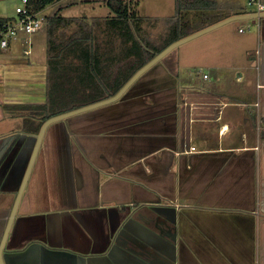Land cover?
<instances>
[{
	"label": "crops",
	"instance_id": "obj_1",
	"mask_svg": "<svg viewBox=\"0 0 264 264\" xmlns=\"http://www.w3.org/2000/svg\"><path fill=\"white\" fill-rule=\"evenodd\" d=\"M251 13L239 0H196L176 17L173 36ZM31 36L14 40L28 59L7 61L0 50V122L30 128L0 135L4 264H264V17L189 40L120 100L50 125L9 230L30 160L12 157L28 141L11 137L37 135L42 115L30 112L51 88L47 42ZM134 58L122 70L126 58L98 54L96 71L83 66L80 83L59 86V94L80 93L83 103L98 97L81 107L108 99ZM96 77L100 94H92ZM9 78L18 79L17 101ZM22 106L32 111L9 113Z\"/></svg>",
	"mask_w": 264,
	"mask_h": 264
},
{
	"label": "rangeland",
	"instance_id": "obj_2",
	"mask_svg": "<svg viewBox=\"0 0 264 264\" xmlns=\"http://www.w3.org/2000/svg\"><path fill=\"white\" fill-rule=\"evenodd\" d=\"M124 1L129 4L130 11L137 16L136 20L129 22L130 27L127 34H125L126 28L112 29V26L109 24L108 19L112 18L114 14L106 4L107 0H61L50 5L42 12L46 19L54 16L56 13H60V15L65 17L76 19L75 21L70 22L68 26H61L57 29L55 34L56 42H54L53 45H50L47 40V25H45L44 28L38 33L30 37L32 42L33 40L36 43L42 41L45 46L46 44L44 42H47L48 55L46 56L45 61L46 72L49 74V70H52L53 73L50 78L48 75V79H51V81H49L51 83V87L55 84L59 89V86H62L65 83L74 86H76L75 84L80 83L81 75L84 71V67L81 65L83 62L81 61L83 52L77 51L75 46L66 48L64 46L67 45L72 38H74V35L77 31H81L80 29L85 27L83 26L84 23L88 24L90 28L93 27L96 40L95 42H92V44L95 45L97 54L104 57H115L121 61L124 57L126 58V62L123 64L121 62L122 70L124 68H128L131 64L130 62L135 59L134 57L136 54L128 53V50L131 49L129 47L134 45L130 44L129 42L134 43V39H137L142 43H150L151 45L157 46L158 48H163L170 42L175 33L174 27H176V17L182 16V10L181 12L177 11V0ZM239 1L245 6L246 12L250 11V9L247 8V0ZM0 4L2 6V15L8 18H17V8L23 6L22 0H0ZM237 21H244V23L254 24L258 22V19L236 20L232 23H237ZM90 28H87L86 30L89 31ZM129 32H131V34H129ZM98 42L102 43L98 44ZM11 44H13L12 49H5L7 52L3 53V59L12 61L13 58L25 59L30 57L29 52L24 53L23 49L25 47L21 46L20 43L12 40ZM57 44L64 45L61 46L62 48L60 49ZM84 45H88L87 42H85ZM98 45L100 46L98 47ZM38 50L35 52V58L40 55V50ZM41 52H43L42 49ZM128 56H131L130 59L127 58ZM125 58L123 60H125ZM38 65L39 64L36 63L34 67H38ZM108 72L112 73V76H116L118 74L116 69H112ZM96 78V81H93V83L97 85L94 87V90H92V94H100L102 92L101 85L104 81H102L99 77ZM197 78L198 81L195 83L202 81V78L196 77L195 79ZM9 79L10 86L5 85L7 87V92L10 91L9 99L10 101H17V95L13 93L14 90L11 88L17 85L18 79ZM20 79H22V77L19 76V80ZM73 89L74 92H76L75 88ZM79 94H75V97H77L78 100L82 99L83 96ZM60 95L63 97V101L67 99L70 100L69 98L74 97L72 96L70 90L66 95ZM88 96L93 99L98 98L96 95ZM12 107H9L8 109L10 110V114H27L31 110L30 109L29 111H26L29 109L28 106H22L24 107L23 109H16V107ZM30 113L35 114L33 111ZM20 124L22 123L18 120H2V122H0V135L3 136L5 133L14 130L17 127V130H20L21 128L29 129V126H26V123L22 124L19 128Z\"/></svg>",
	"mask_w": 264,
	"mask_h": 264
},
{
	"label": "trees",
	"instance_id": "obj_3",
	"mask_svg": "<svg viewBox=\"0 0 264 264\" xmlns=\"http://www.w3.org/2000/svg\"><path fill=\"white\" fill-rule=\"evenodd\" d=\"M59 1L61 0H28L27 6L33 13H42L47 7ZM195 1L196 0H177V11L181 12V10H183L184 8L192 6ZM106 4L110 8L111 12L114 14L112 18L108 19V22L112 26V29L126 28L125 34H127L129 31L128 29L130 27L129 22L137 19V16L130 11L129 4L126 3L124 0H107ZM14 19L15 18H2L0 19V25H3L6 22L12 21ZM75 20V18L65 17L63 15H60V13H56L54 16L49 17L46 22L47 24L45 23V25H47V40L49 44L53 45V43L56 42L55 34L59 27L68 26L70 22H73ZM83 26L85 27L83 29H80L81 31H77L74 35V38H72L69 43L64 47L66 48L75 46V49L77 51H82L83 55L86 57V59L83 60V64L85 65L82 66H87L89 69L91 68V70H88V68H86V70L90 71L91 73L96 71L97 67L99 66L98 61L96 59V57L98 56V54L96 53V47L92 44V42H95L96 39L93 27L90 28L89 25L86 23H84ZM87 28H90V30H86ZM129 34H131V32H129ZM187 34H189V32H187ZM179 39H181V35L173 36L170 42L163 48H158L157 46L151 45L147 42L142 43L137 39H130L134 41V45L129 47L131 49L128 50V53L136 54L135 56L137 57L138 63L134 66L130 77L123 80L120 86L115 90V92L117 93L129 81L133 74H135L145 64L151 61L156 55H158L161 51L167 48L170 44ZM85 42H87L88 45H84ZM63 45L64 44H57L60 49ZM52 74V70H49V78L52 76ZM58 92L59 89L54 84V86H52L47 93V101L44 104L35 107V114L42 115L41 122L36 126L34 130L35 134L39 133L43 123L49 118L68 112L73 109H77L91 102H86L90 99V97H88V99L83 103L81 102L82 99L78 100L77 97H75V94H72V96L74 97L69 98L70 100L67 99L63 101V97H61Z\"/></svg>",
	"mask_w": 264,
	"mask_h": 264
},
{
	"label": "water",
	"instance_id": "obj_4",
	"mask_svg": "<svg viewBox=\"0 0 264 264\" xmlns=\"http://www.w3.org/2000/svg\"><path fill=\"white\" fill-rule=\"evenodd\" d=\"M263 17H264V12L233 16V17H230V18H228V19H226V20H224V21H222L220 23H217V24H215V25H213L211 27H208V28H206L204 30H201V31H199L197 33H194L192 35H189L187 37L179 39V40L173 42L172 44H170L167 48H165L158 55H156L151 61H149L141 69H139L132 76V78L114 96H112V97H110L108 99H105V100H102V101H99V102H96V103H93V104H90V105H87V106H84V107H81V108H78V109H75V110H72V111H69V112H66V113H62V114H59V115H56V116H53V117L49 118L48 120H46L43 123V125H42V127H41V129H40V131H39V133L37 135H29L27 133H22V134L20 133L19 137L21 139H27V141L30 142V145L28 144V142L27 143H23L22 145H20L18 143V145L13 148L12 152H11V150H9V153L11 152L12 153L11 155L14 158L17 157L18 155L21 156V155H25L26 154V155L29 156L31 161L29 160V162H28V164L26 166V169L24 171V176H23V179H22L21 188L19 190V196H18L17 201H16V203H15V205L13 207V211H12V214H11V217H10L8 229L10 230L12 222H13V218L16 215V212H17V209H18V206H19V203H20V198H21V195L23 193L24 186L26 185V182H27V179H28V176H29L30 169L32 167V163L34 161V158L36 157V154L38 153V151L40 149V146L42 144V140L44 139L45 134L47 132V129L49 128L50 125H52L54 123H57V122H60V121H63L65 119H68L70 117L82 114L84 112L95 110L97 108H100V107L115 103L116 101L120 100L122 97H124V95L127 93V91L138 81V79H140V77L142 75H144L149 69H151L157 63L162 61L166 56H168L171 52H173L180 45L188 42L189 40H192V39H194V38H196V37L208 32V31H210V30H212V29H214L216 27H219V26H221L223 24H227V23H230V22H233V21H236V20L260 19V18H263ZM11 138L14 139L15 137H11ZM0 264H4V260L2 258V253H0Z\"/></svg>",
	"mask_w": 264,
	"mask_h": 264
},
{
	"label": "built area",
	"instance_id": "obj_5",
	"mask_svg": "<svg viewBox=\"0 0 264 264\" xmlns=\"http://www.w3.org/2000/svg\"><path fill=\"white\" fill-rule=\"evenodd\" d=\"M22 2L23 6L17 8V18L0 25L1 50L9 48L12 40L17 39L20 34L31 36L45 26L46 17L42 13H33L27 6L28 0ZM247 7L254 13L264 12L263 0H247ZM240 32H244V29H240Z\"/></svg>",
	"mask_w": 264,
	"mask_h": 264
},
{
	"label": "flooded vegetation",
	"instance_id": "obj_6",
	"mask_svg": "<svg viewBox=\"0 0 264 264\" xmlns=\"http://www.w3.org/2000/svg\"><path fill=\"white\" fill-rule=\"evenodd\" d=\"M22 133H24L23 131H21V134ZM17 134H20V133H17ZM30 134V133H29ZM16 136H18V135H16ZM17 139H21L20 137H16ZM16 138H14V139H16Z\"/></svg>",
	"mask_w": 264,
	"mask_h": 264
}]
</instances>
